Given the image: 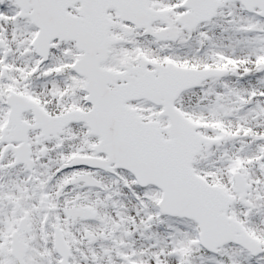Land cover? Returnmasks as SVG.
<instances>
[{
    "label": "snow or ice",
    "instance_id": "6c2138e0",
    "mask_svg": "<svg viewBox=\"0 0 264 264\" xmlns=\"http://www.w3.org/2000/svg\"><path fill=\"white\" fill-rule=\"evenodd\" d=\"M0 264H264V0H0Z\"/></svg>",
    "mask_w": 264,
    "mask_h": 264
}]
</instances>
